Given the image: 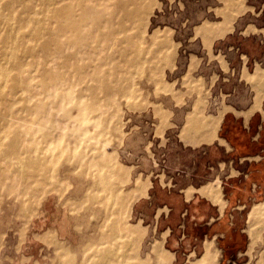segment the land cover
Returning a JSON list of instances; mask_svg holds the SVG:
<instances>
[{"label": "rangeland", "instance_id": "rangeland-1", "mask_svg": "<svg viewBox=\"0 0 264 264\" xmlns=\"http://www.w3.org/2000/svg\"><path fill=\"white\" fill-rule=\"evenodd\" d=\"M263 70L264 0H0V264H83L123 246L135 261L154 242L189 264L219 247L207 225L227 202L248 235L234 264H264V217L249 216L264 162L227 140L264 115V98L250 113ZM211 114L217 139L196 142Z\"/></svg>", "mask_w": 264, "mask_h": 264}, {"label": "crops", "instance_id": "crops-1", "mask_svg": "<svg viewBox=\"0 0 264 264\" xmlns=\"http://www.w3.org/2000/svg\"><path fill=\"white\" fill-rule=\"evenodd\" d=\"M228 31L229 30L225 31L223 34H218V32L215 31L213 36L221 37ZM263 74L264 70L262 73H258L253 76L257 95L253 109L250 113L261 107V101L264 98V87L259 89L257 83ZM256 117L257 120L255 121ZM215 139H217V132L216 136H214L210 141L200 140L196 142L212 143ZM227 140L229 141L232 149L239 154L242 159L250 161L261 160L264 162V115L260 113V115L256 116V113H253L246 120H244L241 125H231L228 128ZM201 188H199V191ZM228 204L229 203L227 202L225 206L226 208L230 206H228ZM226 208L224 211L220 212L213 225L211 224L212 222L207 225L209 226L207 234L209 236L212 235V239L216 240L219 247L217 248L214 246L212 241H208L204 247L203 253L201 254L202 256L206 252L208 246H210V250L219 252V261L217 264H234L248 245L247 233L234 223L233 216H229ZM191 262L189 264H191Z\"/></svg>", "mask_w": 264, "mask_h": 264}, {"label": "bare ground", "instance_id": "bare-ground-1", "mask_svg": "<svg viewBox=\"0 0 264 264\" xmlns=\"http://www.w3.org/2000/svg\"><path fill=\"white\" fill-rule=\"evenodd\" d=\"M59 2V1H58ZM229 4V6H230V3H228ZM238 4V3H237ZM144 6V5H143ZM228 6V5H227ZM145 7V6H144ZM226 7V6H225ZM107 10V9H106ZM142 9H140V11H141ZM126 14H130V11L128 10V11H126ZM5 19V21H6V23H8L9 24V26H11L10 25V18L9 17H6V18H4ZM3 19V20H4ZM12 19V18H11ZM72 22V21H71ZM75 22V21H74ZM222 23V22H221ZM14 24V23H13ZM73 24V23H72ZM7 25V24H6ZM56 25V24H55ZM88 25V24H87ZM65 26V25H64ZM220 26H221V24H220ZM103 27V26H102ZM206 30H207V28H206ZM228 30V28L227 27H223V26H221V27H219L216 31L218 32V34H223L225 31H227ZM159 31H161V30H159ZM58 33V32H57ZM15 34V33H14ZM207 34V33H206ZM59 37V36H58ZM54 39V38H53ZM83 39V38H82ZM150 39V38H149ZM165 39V38H164ZM9 41V40H8ZM53 41V40H52ZM68 43V42H67ZM7 44H8V42H7ZM12 45H13V43H12ZM9 46V45H8ZM16 48V47H15ZM42 48V47H41ZM11 49V48H10ZM14 49V48H13ZM46 51V50H45ZM55 51H56V49H55ZM4 59H6L5 61H7V63L10 65H12V66H10L11 68L15 65V55H13V53H12V51H10L9 50V52H6L5 54H4ZM53 59V58H52ZM21 64V63H20ZM6 66V65H5ZM3 65H2V68H1V70L3 71ZM6 69V68H5ZM11 70V69H10ZM7 71V70H6ZM3 72H5V71H3ZM8 72L10 73L11 71H9L8 70ZM9 73H7V76H8V74ZM4 74V73H3ZM2 74V76H4ZM1 75V74H0ZM6 76V77H7ZM4 78V77H3ZM257 86L259 87V89H262L263 87H264V74H263V76L262 77H260V79L258 80V83H257ZM1 92V91H0ZM1 94H3V93H1ZM0 94V95H1ZM14 113V112H13ZM193 113V112H192ZM196 115H197V113H196ZM213 114H211L210 116H209V118L207 119V120H205V122L203 123V129H204V135H203V138L202 139H200V140H212L213 139V137L214 136H216V132H217V130H218V128H219V125H220V121H221V115L220 116H212ZM12 125V124H11ZM10 129V128H9ZM193 129L191 128V131H192ZM188 132H190V130L188 131ZM197 133V132H196ZM195 133V134H196ZM0 135L2 136L3 134H1L0 133ZM128 137V136H127ZM0 139H4V136L1 138L0 137ZM9 139V138H8ZM199 140V141H200ZM2 141V140H1ZM12 141V140H11ZM14 141V140H13ZM16 142V141H15ZM14 142V143H15ZM12 143V142H11ZM11 143H9V144H11ZM13 143V144H14ZM1 145V144H0ZM6 146L8 147V145L6 144ZM12 146H14V145H12ZM3 152H4V150L2 151V154H3ZM9 152V151H8ZM4 153H6V152H4ZM12 152H10V154H11ZM7 154V153H6ZM5 156V155H4ZM19 161V160H18ZM19 165V164H18ZM147 190H148V186L147 185H145V186H142V187H139V189L137 190V192L139 193V194H145L146 192H147ZM200 191H201V193L202 194H204V195H206V196H208L209 198H211V199H213V201H220V198L218 197V194L216 193V191L215 190H212V189H209V188H206V187H202L201 189H200ZM138 193H137V195H138ZM78 200V199H77ZM94 212V211H93ZM95 213V212H94ZM97 214H98V212H97ZM249 216H250V219L252 220V221H257V220H259V219H261V218H263L264 217V203H262V204H257V205H255L254 206V208L251 210V212H250V214H249ZM95 217V216H94ZM94 219V218H93ZM91 221V220H90ZM6 224V223H5ZM259 224V223H258ZM4 225V224H3ZM122 227H125L124 225L122 226ZM257 227L258 228H262L263 227V223L261 224H259V225H257ZM256 227V228H257ZM126 228H128L127 226H126ZM41 229V228H40ZM48 230V229H47ZM250 230H252V229H250ZM254 230V229H253ZM50 231V230H49ZM144 232H145V229L143 230ZM143 231H139L138 229H126V232L124 233L125 234V236L130 240V239H134L136 242H138L139 241V236L142 234V233H144ZM48 234H51V232H49V233H47V235ZM37 235V234H36ZM52 235H54V236H56V234H54V233H52L51 234V236ZM38 236V235H37ZM46 236V235H45ZM51 236L49 237V236H47V237H45V239L47 240V242H50L49 240H48V237H49V239H51ZM57 237V236H56ZM55 237V238H56ZM249 237H250V244H249V246H250V250H253L254 248H255V246L257 245V243H258V237L256 236V233L255 232H253V231H251L250 233H249ZM36 238H38L39 240L42 238H39V237H36ZM53 239V238H52ZM143 239V238H142ZM43 242L45 241V240H43V238L41 239ZM51 241H53V240H51ZM45 243V242H44ZM52 243V242H51ZM55 243H56V241H55ZM64 243V242H63ZM46 244V243H45ZM48 244V243H47ZM54 245V244H53ZM152 245V244H151ZM63 246H65L64 244H63ZM68 247V246H67ZM99 247L100 246H98V249H99ZM57 248H58V246H57ZM69 248V247H68ZM62 249H64V248H62ZM61 249V252L63 251ZM112 249V248H111ZM67 250V249H66ZM71 250V249H70ZM95 250V249H94ZM100 250V249H99ZM56 251H58V249H56ZM60 251V250H59ZM87 251H89V250H87ZM96 251V250H95ZM95 251H93V252H95ZM121 252H114L113 250H107V251H103L104 253H103V255L101 254V257L100 258H97V259H93V261H91V262H89V260L88 261H85V263H84V261H83V264H173V259H174V257H173V253H171V252H169L168 250H165V248H163V246H162V243L161 242H154L153 243V245L151 246V248H150V251H149V253L147 254V253H145V255H143L142 257H141V255L140 256H138L137 258H136V260L135 261H133L132 259H131V257L130 256H128L127 255V249L123 246L122 247V250H120ZM60 252V253H61ZM67 252H68V250H67ZM72 252V251H71ZM70 252V253H71ZM59 253V254H60ZM142 253V252H141ZM57 254V253H56ZM62 254V253H61ZM63 254H65V252H63ZM90 254V253H89ZM94 254V253H93ZM96 254H98V253H96ZM65 255H67L68 256V254H65ZM71 256H72V254H70ZM69 255V256H70ZM73 255H75L74 253H73ZM92 255V254H91ZM90 255V256H91ZM99 255V254H98ZM63 256V255H62ZM68 256V258H72V257H69ZM85 256V255H84ZM84 256H83V258H84ZM87 257V256H86ZM26 258V257H25ZM58 258V257H57ZM64 258V257H63ZM89 257H87L86 258V260L88 259ZM55 259H56V257H55ZM90 259V258H89ZM75 261V260H74ZM81 261H82V259H81ZM218 261H219V252L218 251H213V250H210V246H208V248H207V250H206V252L202 255V256H200L199 258H197L195 261H192L191 262V264H217L218 263ZM79 262V261H78ZM82 264V263H81ZM256 264H262V262H261V260H258L257 262H256Z\"/></svg>", "mask_w": 264, "mask_h": 264}]
</instances>
